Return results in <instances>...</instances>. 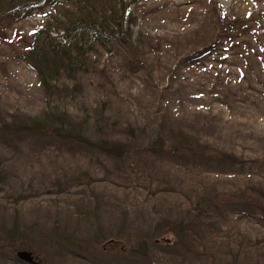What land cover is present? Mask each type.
<instances>
[{
  "label": "rangeland",
  "instance_id": "obj_1",
  "mask_svg": "<svg viewBox=\"0 0 264 264\" xmlns=\"http://www.w3.org/2000/svg\"><path fill=\"white\" fill-rule=\"evenodd\" d=\"M128 12L129 50L93 56L99 75L83 77V97L50 107L0 28V264H25L20 251L39 264H264V0H139ZM130 59L146 72L130 74ZM95 77L110 79V93ZM106 96L103 108L119 116L105 111L102 123L91 109ZM49 110L63 118L47 136H4ZM128 125L133 135L122 133ZM70 129L94 144L134 138L125 149L144 180H128L117 155L66 137ZM160 135L166 146H151ZM179 140L193 151L172 149ZM184 168L202 174L199 186L178 177ZM151 175L165 187L146 189ZM171 215L189 229L182 245L162 223Z\"/></svg>",
  "mask_w": 264,
  "mask_h": 264
},
{
  "label": "trees",
  "instance_id": "obj_2",
  "mask_svg": "<svg viewBox=\"0 0 264 264\" xmlns=\"http://www.w3.org/2000/svg\"><path fill=\"white\" fill-rule=\"evenodd\" d=\"M138 2L139 0H0V28L4 29V45L10 47L8 50L11 54L20 55L19 58L28 64L30 69L36 74L38 87L48 107L54 101L71 103L83 97V77L88 74L99 75L93 56H98L102 52L108 51L107 47L112 48V50L113 48L116 50L121 47L119 49H125V51L131 47V31L128 30L127 25L129 23L133 25L135 18L133 14L128 12V8L131 4H138ZM32 16L40 18V22L32 33L26 34L19 27H15L12 30L15 25ZM218 20L227 25L225 31L231 28L227 24L225 17L222 18L220 15ZM0 35H2V31ZM14 38L19 39L14 40ZM141 47H135L132 54L139 58ZM137 59L134 62L131 59L126 61L129 63L124 62V66L130 74L146 72V69L142 68V65L137 62ZM94 79L91 84L95 83L98 89H106L110 93L112 83L109 78L95 77ZM111 98L112 96H106L105 101L107 102L99 100L98 108L91 109L93 114H98L99 117L97 118L102 123L110 120L107 116L105 117V111L114 113L116 118L119 116L113 111L112 105L106 110L103 108L105 104H110ZM228 102H225L224 105L231 107L232 105L227 104ZM62 118L63 115L57 114V112L42 111L39 116H36L30 122L18 119L10 127L4 126V136L16 135L20 132L47 136L50 130L57 129L54 126H57ZM211 122L203 121L201 123L200 120H197L195 123L212 128L213 123ZM170 123L180 128L178 129L179 137H184L182 131L185 129L192 134V127H188L192 124L184 128L177 122ZM58 126L60 127V125ZM132 132L133 129L128 125L126 132L122 133L133 135ZM60 136L65 138L62 134ZM66 137L84 145L102 149V153L117 155L122 160L123 171H126L124 174L128 180H144L141 177L143 173L139 169L137 158L133 153L135 151L130 152V150L125 149L135 147L132 146L135 142L134 138L131 137L129 139L126 137L125 140L122 139L121 142L118 141L117 143L105 138L94 144L87 138V140L84 139L79 131L73 129L67 131ZM166 143L165 138L160 135L150 145L158 146L159 144V147L163 146L164 148ZM193 146L195 144L191 142L179 140V143L172 149L191 153L194 149ZM221 159L229 164L236 162L232 157H223ZM177 172L178 177L186 178L184 182L188 181L195 186L200 185L197 183L199 182V176H202V174L188 168ZM149 180L147 186H145L148 190L150 188L158 189L159 186L165 187L164 182L159 181V179L153 180V175L150 176ZM158 191L155 189L156 193ZM206 201L209 203L215 202L210 199ZM220 210L221 206H219ZM199 216L201 217V215ZM205 218H208V215ZM162 223L166 225L167 232L173 233L178 238L176 243L182 245L183 240L189 233L187 225L180 220L172 219V215L169 220H162ZM209 225L216 226V221L211 222ZM197 240L200 242V238ZM143 241H146V239ZM166 245L169 247L171 244Z\"/></svg>",
  "mask_w": 264,
  "mask_h": 264
},
{
  "label": "water",
  "instance_id": "obj_3",
  "mask_svg": "<svg viewBox=\"0 0 264 264\" xmlns=\"http://www.w3.org/2000/svg\"><path fill=\"white\" fill-rule=\"evenodd\" d=\"M16 257L19 261L24 262L26 264H39L33 257L32 253L27 251L17 252Z\"/></svg>",
  "mask_w": 264,
  "mask_h": 264
}]
</instances>
